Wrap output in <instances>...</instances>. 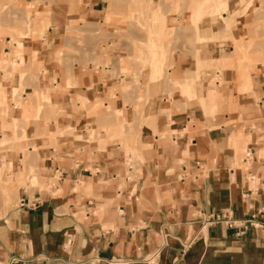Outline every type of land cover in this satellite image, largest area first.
<instances>
[{"label": "crops", "instance_id": "crops-1", "mask_svg": "<svg viewBox=\"0 0 264 264\" xmlns=\"http://www.w3.org/2000/svg\"><path fill=\"white\" fill-rule=\"evenodd\" d=\"M67 1L21 45L0 35V264H264V69L214 66L233 56L195 39L224 36L209 18L142 77L140 115L110 67L56 52L70 20L124 46L113 16L157 0ZM240 1L222 15L234 25ZM170 2L166 22L190 25L189 0Z\"/></svg>", "mask_w": 264, "mask_h": 264}, {"label": "rangeland", "instance_id": "rangeland-1", "mask_svg": "<svg viewBox=\"0 0 264 264\" xmlns=\"http://www.w3.org/2000/svg\"><path fill=\"white\" fill-rule=\"evenodd\" d=\"M66 1L39 0L38 5L33 6L24 0H1L0 35H7L12 39V43L21 45L20 38L33 37L45 32L46 26L49 25L46 19L48 12H52L53 8ZM169 2L170 0L148 1L143 16L128 18L118 14L113 16L112 20L116 19L120 25L119 29L123 30L117 32L119 38L125 41V45L121 47L112 44L100 29L89 27L88 23L79 26L77 21L70 20L66 31V46L56 52L58 61L93 63L101 65L103 69L110 67L112 76L122 86V103L131 105L140 115L149 104L148 95L142 94L145 84L142 77L147 72H151L153 80L162 76L163 70L168 66V58L177 50L178 44H191L193 41L190 29H197L200 23L208 21L209 18L211 23L219 21L217 23L219 31L223 30L225 21L226 33L224 36L214 37L215 32H211L207 36L197 35L195 39L220 40L224 45V54L233 56L231 60L226 58L217 61L214 66L219 69L236 67L242 78L245 74L249 75L247 69H253L258 64L264 69V0H241L238 25L231 23L228 17H222L223 12L228 13L229 0H189L187 8L192 12V20L190 25L182 22L181 27L179 26L181 21L171 19V23L168 24L162 14L166 11H178L179 7L173 2H170V6ZM75 3L76 0H70L71 7L75 6ZM46 5V11H39ZM116 9L119 12L121 5H116ZM105 41L107 42L104 43ZM14 53L18 55L16 50ZM74 56H77L78 60H73ZM68 65L71 66L73 63ZM127 76L132 79L127 80ZM124 87L130 89L132 94L126 96ZM145 88L147 91L146 84ZM36 97L38 103L41 98L47 100L43 92ZM116 115H120V111H117ZM23 118L25 119L24 116ZM120 119L119 117L118 120Z\"/></svg>", "mask_w": 264, "mask_h": 264}, {"label": "built area", "instance_id": "built-area-1", "mask_svg": "<svg viewBox=\"0 0 264 264\" xmlns=\"http://www.w3.org/2000/svg\"><path fill=\"white\" fill-rule=\"evenodd\" d=\"M206 221H208V222H215V221L219 222L220 221V222H223L228 227H233L236 225L235 219H233L231 217H227V216H222V215H214L213 217H209ZM249 221L250 220H245V222L250 223Z\"/></svg>", "mask_w": 264, "mask_h": 264}, {"label": "bare ground", "instance_id": "bare-ground-1", "mask_svg": "<svg viewBox=\"0 0 264 264\" xmlns=\"http://www.w3.org/2000/svg\"><path fill=\"white\" fill-rule=\"evenodd\" d=\"M0 1H1V0H0ZM215 5L218 6L216 3H215ZM60 9H61V8H60ZM152 15H153V14H152ZM150 17H151V16H150ZM127 18H128V17H127ZM166 37H167V36H166ZM208 38H209V37H208ZM202 39H203V37H202ZM204 39H205V38H204ZM204 39H203V40H204ZM60 53H62V52H60ZM157 53H158V52H157ZM138 55H139V54H138ZM154 55H156V54H154ZM154 55H153V56H154ZM156 56H157V55H156ZM257 57H258V56H257ZM163 58H164V57H163ZM152 62H153V61H152ZM156 62H157V61H156ZM150 73H151V72H150ZM107 124H108V123H107Z\"/></svg>", "mask_w": 264, "mask_h": 264}]
</instances>
